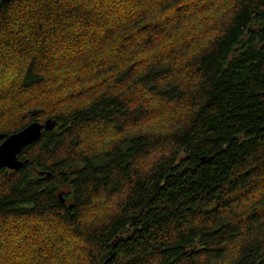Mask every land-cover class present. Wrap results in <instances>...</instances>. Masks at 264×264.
Returning <instances> with one entry per match:
<instances>
[{"label":"trees","instance_id":"trees-1","mask_svg":"<svg viewBox=\"0 0 264 264\" xmlns=\"http://www.w3.org/2000/svg\"><path fill=\"white\" fill-rule=\"evenodd\" d=\"M5 71L0 145L53 127L0 169V264L36 219L87 264H264V0H0Z\"/></svg>","mask_w":264,"mask_h":264},{"label":"rangeland","instance_id":"rangeland-1","mask_svg":"<svg viewBox=\"0 0 264 264\" xmlns=\"http://www.w3.org/2000/svg\"><path fill=\"white\" fill-rule=\"evenodd\" d=\"M18 69L19 66H16L14 71ZM7 73L6 71L0 73L2 95L8 87L5 81ZM44 88L42 93L48 91L46 87ZM35 93L39 95V92ZM47 113L43 112V114ZM5 122V119L0 120V123ZM9 235L11 238L6 244L7 246L12 244L7 250L10 264H87L78 250V243L59 223L50 220L38 221V219L29 222L18 221ZM0 243H2L1 239ZM0 254L5 258L6 254Z\"/></svg>","mask_w":264,"mask_h":264},{"label":"water","instance_id":"water-1","mask_svg":"<svg viewBox=\"0 0 264 264\" xmlns=\"http://www.w3.org/2000/svg\"><path fill=\"white\" fill-rule=\"evenodd\" d=\"M53 127L51 121L45 125L40 123L31 124L23 131L13 134L0 145V169L18 170L26 162H23L19 155L27 148L41 140L43 131ZM3 135L0 136V139Z\"/></svg>","mask_w":264,"mask_h":264}]
</instances>
